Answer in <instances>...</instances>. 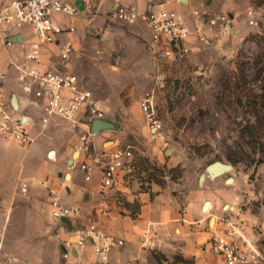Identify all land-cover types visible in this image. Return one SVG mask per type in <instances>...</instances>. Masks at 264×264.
Listing matches in <instances>:
<instances>
[{
    "label": "rangeland",
    "instance_id": "rangeland-1",
    "mask_svg": "<svg viewBox=\"0 0 264 264\" xmlns=\"http://www.w3.org/2000/svg\"><path fill=\"white\" fill-rule=\"evenodd\" d=\"M193 7L229 13L234 34L215 30L204 41L193 37L186 54L169 60L152 52L143 21L125 23L93 9L81 25L77 23L75 33L60 38L75 45L67 61L69 69L81 77L106 111L107 127L95 137L97 145L131 146L136 180L146 191L156 186L183 194L180 191L189 190L190 181L198 185L201 174L209 176V164H228L227 171L213 178L217 182L204 199L203 207L209 203L204 210L211 209L213 219L205 251L216 257L215 264H226L211 242L214 235L231 232L239 251L246 255L238 264H264V0H194ZM249 7L254 9L251 18ZM190 11L191 6L185 10L189 20ZM250 19L255 23L250 24ZM147 94L152 95L156 114L164 123L165 143L150 139L147 118L140 109ZM7 143L15 163L25 158L22 178H34L33 170L44 164L51 172L61 166L47 155L51 144L46 137H40L28 151L29 146ZM73 167L68 163L66 171ZM23 200L10 211L0 208L4 225L0 264L74 261L63 250L60 257L52 254L61 248L56 234L62 225L50 205L35 206L27 200L26 206ZM60 202L69 203L64 196ZM40 242L45 253L42 260L33 258ZM168 264L196 262L176 254Z\"/></svg>",
    "mask_w": 264,
    "mask_h": 264
},
{
    "label": "built area",
    "instance_id": "built-area-1",
    "mask_svg": "<svg viewBox=\"0 0 264 264\" xmlns=\"http://www.w3.org/2000/svg\"><path fill=\"white\" fill-rule=\"evenodd\" d=\"M76 1L11 0L0 9V38L12 44L13 38L10 39L9 35L29 27L34 40L20 41L28 61L40 62L44 48L53 44L58 45L60 59L68 61L76 49L71 42L58 43V35L74 32L75 27L67 19L79 17L86 8L87 13L93 9L103 10L125 23H135L141 19L149 28L152 52L159 58L169 60L186 54L193 37L204 41L207 33L215 30L226 36L234 34L232 16L227 12H212L208 7L191 9L189 20L186 13L173 6L172 0H149L143 10L136 2L127 4L126 0H95L94 3L87 1L83 11ZM107 2H112L113 6L105 9ZM248 15L250 18L254 15L252 7H249ZM249 22L254 24L255 20L250 19ZM17 69L21 72L19 81L23 91L40 103L42 122L56 115L69 121L74 128L81 123L86 126L81 135L76 163L86 180H91L96 172L100 173V197L95 211L109 215L111 202L122 201L137 181V162L132 147L116 144L108 148L104 144H96L95 137L99 134L92 131V124L95 120L104 119L106 111L93 91L84 86L79 75L67 69H43L35 65L17 66ZM5 79V73L0 71V136L28 147L33 142L28 118L18 113L16 95L11 98L7 96ZM140 109L147 118L150 139L165 143L164 123L156 114L152 95L143 97ZM26 190L27 184L24 183L23 191ZM49 205L53 217L62 225L56 235L66 258L71 259L92 248L94 254L105 261L113 248L124 244L123 239L110 233L99 222H76L75 219L82 216L80 206L62 204L57 197L52 198ZM63 217L70 220L71 226L61 220ZM211 245L226 264L241 263L246 256L239 251L240 247L231 232L214 235Z\"/></svg>",
    "mask_w": 264,
    "mask_h": 264
},
{
    "label": "crops",
    "instance_id": "crops-1",
    "mask_svg": "<svg viewBox=\"0 0 264 264\" xmlns=\"http://www.w3.org/2000/svg\"><path fill=\"white\" fill-rule=\"evenodd\" d=\"M10 1L0 0V9ZM82 1L86 4L87 1L94 3L95 0ZM172 1L173 6L184 13L190 6L191 9L195 8L193 7L194 0ZM133 2H136L143 10L149 0H126L127 4ZM112 6V2H107L104 5L105 9ZM87 11L86 8L79 17L67 19V22L75 27V31L71 33H75L77 26L83 23ZM71 33L63 34L70 36ZM61 35H58V43L70 42L61 40ZM9 38H15L16 41L7 44L0 38V71L6 76L4 85L7 96L11 98L16 95L18 113L26 115L28 118V127L33 142L26 150L28 151L40 137H46L51 144L47 155L52 162L61 163V166H55L51 172L49 166L44 164L33 170L36 175L34 178H22L25 171L23 163L25 158L22 159V163H15L7 143L11 140L0 136V208L10 211L15 204L22 202L20 198L24 199L26 206H28L27 200L34 202L35 206L36 204L47 206L52 198L57 197L60 200V197L64 196L69 202L66 205H76L82 208V216L75 219L76 222L94 220L101 223L110 233L124 240L123 245L110 251L105 261L101 257H97L92 248H88L70 259L71 261L74 259V261L68 262L67 260L64 264H168L176 254H180L186 259H194L196 264L217 263L216 257L208 254L204 248L206 243L208 247V239L212 234V215L211 209L205 211L203 207L204 199L209 197L213 190L212 185L217 182V179L205 174L203 184L199 182V176L198 185L190 181V189L185 192L180 191L183 194H172L170 191L159 189L156 186H153L150 191L142 190L136 181L122 201L111 202L112 209L109 215L96 212L95 206L100 197V173L96 172L91 180H86L76 159L73 163L74 167L70 171H66L70 154L73 157L76 152L74 148L78 149L81 144V135L86 126L81 123L74 128L69 121L66 120V122L56 115L50 116L47 122H42L43 111L39 106L40 103L34 101L23 91L19 81L21 72L17 69V66L35 65L43 69L71 71L69 64L60 59L56 44L44 48L40 62L28 61L20 41L34 40L33 32L29 27L15 31L9 35ZM73 46L75 47L74 44ZM34 167L35 164L32 169ZM66 172H69L68 179L65 177ZM24 183L27 184L26 191H23ZM199 184H203V186L200 187ZM30 188H34V190L27 194ZM30 207L32 208L33 205ZM0 230L4 233L1 217ZM42 244L43 242H40V245L35 248V257L33 258L40 260L45 258ZM61 251V248H57L52 254L60 257ZM18 257L24 258L23 256Z\"/></svg>",
    "mask_w": 264,
    "mask_h": 264
},
{
    "label": "water",
    "instance_id": "water-1",
    "mask_svg": "<svg viewBox=\"0 0 264 264\" xmlns=\"http://www.w3.org/2000/svg\"><path fill=\"white\" fill-rule=\"evenodd\" d=\"M76 4L79 6V8H80L81 11H83V10L85 9V3H84V1H82V0H77V1H76ZM12 41H16V39L13 38ZM106 127H107V126H105V123H104V120H103V119H102V120H95V121L93 122V124H92V131H93L94 133H96V134H100V133H101ZM78 154H79V152L76 151V152L74 153L73 157H71V158L69 159V165H72V164L75 162V157L78 156ZM229 168H230V166H229L228 164H225V163H223V162H221V161H215V162L209 164V165L207 166L206 169H207L208 174H209L211 177L215 178V177H217V176L223 174V173H224L225 171H227ZM205 176H206L205 173H203V174L200 175V178H199V182H200V183H203V181H204V179H205ZM65 177H66V179H68V177H69V173H67V174L65 175ZM232 180H233L232 178H229V179H228V182H232ZM207 203H208V202L205 203V206L207 205ZM205 206H204V207H205ZM61 220H62L63 222H65L66 224H68L69 226H71V222H70L69 219L63 217ZM212 220H213V219H212ZM212 220H211V221H212Z\"/></svg>",
    "mask_w": 264,
    "mask_h": 264
},
{
    "label": "bare ground",
    "instance_id": "bare-ground-1",
    "mask_svg": "<svg viewBox=\"0 0 264 264\" xmlns=\"http://www.w3.org/2000/svg\"><path fill=\"white\" fill-rule=\"evenodd\" d=\"M52 156H53V155H52ZM52 156H51V157H52ZM208 206H209V203H207V205H206V209H207ZM211 222H213V221H211Z\"/></svg>",
    "mask_w": 264,
    "mask_h": 264
}]
</instances>
